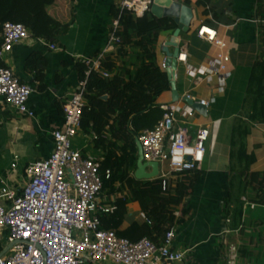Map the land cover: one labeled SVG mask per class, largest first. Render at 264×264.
I'll list each match as a JSON object with an SVG mask.
<instances>
[{"label": "crops", "instance_id": "1", "mask_svg": "<svg viewBox=\"0 0 264 264\" xmlns=\"http://www.w3.org/2000/svg\"><path fill=\"white\" fill-rule=\"evenodd\" d=\"M197 1H182L193 10L194 19L190 30L180 35L181 54L175 79L178 101L173 100L171 82L169 90L157 97L160 107L193 109L191 117L177 115V129H186L192 136L200 129L210 131L204 163L198 171L184 176L187 193L170 218L171 227L176 231L175 246L187 251L184 264H228L233 255L236 260L232 264H264V206L249 203V199L240 225L236 227L235 205L226 202L233 183L235 198L240 194V180L231 170V136L235 120L243 112L253 68L264 62V0H213L209 8L199 7ZM119 2L58 0L51 13L59 21L69 23V28L54 42L31 37L0 59L22 83L35 88L28 102L35 115L33 118L19 114L0 96V206L9 204L2 197L4 192L16 196L22 193L28 184L25 171L31 163L52 155L53 133L62 130L65 123L63 106L81 81L78 64L86 66V59H94L106 49ZM129 15L136 19L133 14ZM203 27L215 30L228 46L230 75L223 92L217 75H212L211 80L206 77L198 80L189 72V67L201 70L211 64L219 53L217 47L198 35ZM173 35L174 32L161 33L156 47V64L166 73L167 69H162L167 60L163 49L173 40ZM50 45L57 50H51ZM120 49L112 53L114 71L104 68L100 71L108 74V78H104L112 79L125 73L128 80V75H133L139 51L131 47ZM37 53L48 62L42 84L36 79V73L27 69L29 58ZM103 99L107 100L108 96ZM203 101L209 105H203L202 112L195 111L189 103L202 105ZM93 135H84L80 130L73 148L85 157L103 161ZM247 150L255 157L250 173H264V124L253 127ZM166 171H170L169 163H161L160 179L163 173H168ZM248 177L242 180L245 182ZM168 179L173 183L177 181L171 174ZM121 195L108 197L103 192L102 205L107 206ZM241 199L244 201L243 197ZM143 215L139 203L130 204L124 228L147 222ZM233 248L235 254L231 252ZM9 251L6 234H2L0 255H8Z\"/></svg>", "mask_w": 264, "mask_h": 264}, {"label": "built area", "instance_id": "2", "mask_svg": "<svg viewBox=\"0 0 264 264\" xmlns=\"http://www.w3.org/2000/svg\"><path fill=\"white\" fill-rule=\"evenodd\" d=\"M181 2L184 0H174ZM154 0H120L118 14L113 21L110 40L106 49L94 59H86V77L63 106L64 127L53 133L54 150L45 160L31 163L26 168L27 186L18 196L4 192L7 206H0V235L6 234L10 245L8 255H0V264H184L187 251L175 246L176 231L171 227L164 239L156 244L148 238L131 242L119 237L115 231L102 229L101 215L112 213L114 208L102 205L104 182L112 176L110 169L103 171L102 161L85 157L73 148L82 126L87 106L88 78L92 72L100 73L106 56L115 52L122 41L118 36L121 18L131 13L135 18L151 14ZM203 27L198 35L219 49L211 64L197 70L189 67L192 77L220 79L224 91L229 78L227 43L218 33ZM32 37L23 24L7 22L2 28L0 59L10 54L19 43ZM51 50H57L50 45ZM166 70V63L162 65ZM35 88L22 83L12 70L0 68V96L21 115L33 118L28 102ZM208 106L207 102H201ZM162 120L153 130L141 133L137 139L147 163H165L170 172L161 178L168 182V175L184 177L199 170L204 163L209 129H200L192 136L186 129H177V115L191 117L193 109L163 106ZM97 140V136H94ZM179 149V158L177 157ZM185 149H192L189 153ZM15 167V166H13ZM252 208H255V206ZM145 218V215H143ZM150 223V222H149ZM235 254L236 249L233 248ZM236 255L228 264L235 263Z\"/></svg>", "mask_w": 264, "mask_h": 264}, {"label": "trees", "instance_id": "3", "mask_svg": "<svg viewBox=\"0 0 264 264\" xmlns=\"http://www.w3.org/2000/svg\"><path fill=\"white\" fill-rule=\"evenodd\" d=\"M58 0H0V39L2 28L7 22L23 24L35 39L54 42L69 23L59 21L51 13ZM213 0H198L197 5L209 8ZM206 14L208 11L205 12ZM214 18H217L216 14ZM177 28L172 18L157 19L151 14L134 19L129 13L121 18L118 36L121 49L131 47L139 51L133 75H116L103 78L92 72L88 78L87 106L82 118L81 131L84 135L97 136V147L102 151V169H110L111 179L104 182L103 192L108 197L122 194L107 206L112 213L101 215L102 229L133 243L148 238L160 243L170 229V218L187 193L184 177L175 183L164 180L138 181L137 139L141 133L153 130L162 120L164 111L157 104V97L169 90L170 81L166 72L156 64V47L163 32H174ZM1 42V40H0ZM112 53L106 56L103 68L113 72L115 64ZM48 62L40 54L32 55L27 69L36 73L41 84L44 81ZM4 64L0 61V68ZM80 79L86 77L87 66L78 64ZM108 96L107 100L103 97ZM264 124V62L253 68L246 91L242 114L235 120L231 136L232 173L240 180L242 196L235 198V185L226 202L235 205L233 220L239 226L247 203L240 197L251 193L252 204L264 206V173H250L255 157L247 150L248 138L256 125ZM249 176V177H248ZM248 179L244 182L242 179ZM240 195V194H239ZM139 203L150 222L135 223L124 228L128 206ZM232 215V214H231Z\"/></svg>", "mask_w": 264, "mask_h": 264}, {"label": "water", "instance_id": "4", "mask_svg": "<svg viewBox=\"0 0 264 264\" xmlns=\"http://www.w3.org/2000/svg\"><path fill=\"white\" fill-rule=\"evenodd\" d=\"M151 15L157 19L172 18L177 25L174 31L173 40L169 41L164 46V53L167 55L166 67L168 78L172 85V92L174 101H178V93L176 91L175 79L176 71L178 68V60L180 58V35L181 33H187L191 28L192 20L194 19L193 10L187 5L176 2L174 0H154ZM174 52H171V49ZM195 111H204L205 107L202 105H195L189 102ZM138 159L137 170L135 172V178L138 181H154L160 177V164L159 163H147L144 161L142 146L137 141ZM150 170V171H149Z\"/></svg>", "mask_w": 264, "mask_h": 264}, {"label": "rangeland", "instance_id": "5", "mask_svg": "<svg viewBox=\"0 0 264 264\" xmlns=\"http://www.w3.org/2000/svg\"><path fill=\"white\" fill-rule=\"evenodd\" d=\"M166 163H168V162H166ZM171 170V169H170ZM166 172H170V171H166ZM168 173H166V174H168ZM177 179H178V177H176ZM157 180H161L160 178L159 179H157ZM168 181H169V183H171V179H168ZM239 196H242V194L240 193V195ZM250 197H251V193H247L243 198H244V200L248 203V201H249V199H250ZM241 198V197H240ZM250 203V202H249Z\"/></svg>", "mask_w": 264, "mask_h": 264}, {"label": "clouds", "instance_id": "6", "mask_svg": "<svg viewBox=\"0 0 264 264\" xmlns=\"http://www.w3.org/2000/svg\"><path fill=\"white\" fill-rule=\"evenodd\" d=\"M179 149H177V157L179 158ZM185 151L191 153L192 152V149H185Z\"/></svg>", "mask_w": 264, "mask_h": 264}, {"label": "bare ground", "instance_id": "7", "mask_svg": "<svg viewBox=\"0 0 264 264\" xmlns=\"http://www.w3.org/2000/svg\"><path fill=\"white\" fill-rule=\"evenodd\" d=\"M207 32H210V30H207V29H206V32H205V33H207Z\"/></svg>", "mask_w": 264, "mask_h": 264}]
</instances>
